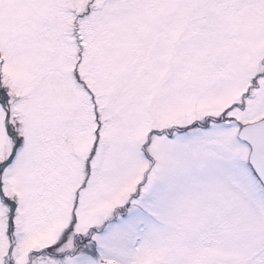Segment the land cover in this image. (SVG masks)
I'll list each match as a JSON object with an SVG mask.
<instances>
[{
    "label": "snow or ice",
    "instance_id": "obj_1",
    "mask_svg": "<svg viewBox=\"0 0 264 264\" xmlns=\"http://www.w3.org/2000/svg\"><path fill=\"white\" fill-rule=\"evenodd\" d=\"M0 264H264V0H0Z\"/></svg>",
    "mask_w": 264,
    "mask_h": 264
}]
</instances>
